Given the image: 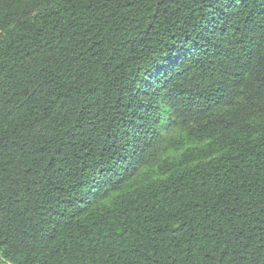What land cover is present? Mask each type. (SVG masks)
I'll return each mask as SVG.
<instances>
[{"label":"trees","instance_id":"trees-1","mask_svg":"<svg viewBox=\"0 0 264 264\" xmlns=\"http://www.w3.org/2000/svg\"><path fill=\"white\" fill-rule=\"evenodd\" d=\"M0 264H264V0H0Z\"/></svg>","mask_w":264,"mask_h":264},{"label":"rangeland","instance_id":"rangeland-1","mask_svg":"<svg viewBox=\"0 0 264 264\" xmlns=\"http://www.w3.org/2000/svg\"><path fill=\"white\" fill-rule=\"evenodd\" d=\"M165 147L167 148V150H169V153L173 151V149H171L172 151L170 150V148H171V147H170V143L167 144ZM165 155H166V154H165Z\"/></svg>","mask_w":264,"mask_h":264}]
</instances>
